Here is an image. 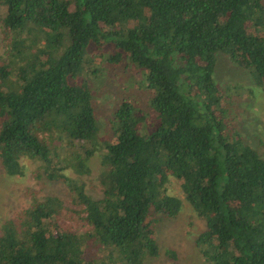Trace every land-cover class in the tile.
Instances as JSON below:
<instances>
[{
  "label": "trees",
  "instance_id": "obj_1",
  "mask_svg": "<svg viewBox=\"0 0 264 264\" xmlns=\"http://www.w3.org/2000/svg\"><path fill=\"white\" fill-rule=\"evenodd\" d=\"M0 5L1 165L21 176L30 160L83 214L81 227H61L65 201L33 196L0 227V264H146L161 252L155 225L182 209L171 176L205 221L196 243L207 263L264 264V156L244 140L232 102L264 91V0ZM221 56L254 86L221 87ZM119 66L144 73L145 96L117 98L101 140L90 76ZM99 151L96 199L71 175L89 174Z\"/></svg>",
  "mask_w": 264,
  "mask_h": 264
},
{
  "label": "rangeland",
  "instance_id": "obj_2",
  "mask_svg": "<svg viewBox=\"0 0 264 264\" xmlns=\"http://www.w3.org/2000/svg\"><path fill=\"white\" fill-rule=\"evenodd\" d=\"M5 7L0 5V18L3 16ZM0 23V58L4 56V42ZM108 51V49H105ZM101 62L102 60H97ZM106 67L103 63L99 65ZM123 67L117 70L109 69L90 76L96 89L97 111L102 123V130L99 138L107 135L105 126L110 117V111L115 107V101L120 96H132L144 98V90L141 87L144 73L134 72L128 69L123 71ZM90 70H93L91 67ZM103 70V69H102ZM217 79L221 87L227 88L229 84L243 83L245 86H254L250 73L236 64L232 63L226 56L219 57L217 66ZM233 105L238 111L239 130L244 140L253 146L262 156H264V91L257 88L252 92H245V96L233 97ZM108 131V129H107ZM101 151L95 153L89 160L91 172L79 176L72 174L74 178H81L86 184L87 192L94 198L103 196L101 184L98 176L101 171ZM25 173L14 177L8 176L0 162V227L5 220L14 219L26 209L36 195L43 199L46 196H55L65 201V206L61 210L57 219V224L61 227L72 226L81 227L83 221L77 210L82 206L71 202L69 192L65 184L61 181H42L35 177V165L28 159L24 160ZM71 174L68 171V174ZM167 192L182 201L180 214L174 219H161L155 225L156 239L160 245V255L149 258L146 264H209L203 258L200 247L196 243L197 237L206 228L204 219L197 214L187 202L182 191L180 182L174 177H170L167 184ZM77 212V213H76Z\"/></svg>",
  "mask_w": 264,
  "mask_h": 264
}]
</instances>
